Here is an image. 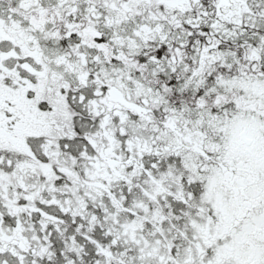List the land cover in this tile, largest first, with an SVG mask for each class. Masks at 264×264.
<instances>
[{"label": "snow or ice", "instance_id": "1", "mask_svg": "<svg viewBox=\"0 0 264 264\" xmlns=\"http://www.w3.org/2000/svg\"><path fill=\"white\" fill-rule=\"evenodd\" d=\"M0 264H264V0H0Z\"/></svg>", "mask_w": 264, "mask_h": 264}]
</instances>
